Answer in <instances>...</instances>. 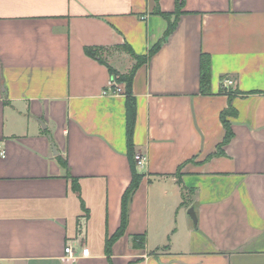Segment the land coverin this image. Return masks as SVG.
I'll list each match as a JSON object with an SVG mask.
<instances>
[{
  "label": "crops",
  "instance_id": "obj_1",
  "mask_svg": "<svg viewBox=\"0 0 264 264\" xmlns=\"http://www.w3.org/2000/svg\"><path fill=\"white\" fill-rule=\"evenodd\" d=\"M0 151V264H264V0H0Z\"/></svg>",
  "mask_w": 264,
  "mask_h": 264
},
{
  "label": "trees",
  "instance_id": "obj_2",
  "mask_svg": "<svg viewBox=\"0 0 264 264\" xmlns=\"http://www.w3.org/2000/svg\"><path fill=\"white\" fill-rule=\"evenodd\" d=\"M177 10L179 11L178 7H177ZM175 27H176V21L174 23H169L168 24V30H167L166 34L156 44V46L153 47V49L149 52V56H152L153 54H155L161 48V46L165 43V41L170 36V34L172 33V31L174 30ZM87 53L89 55H92V51H87ZM142 61H143V59H140L139 62L134 66L133 70L128 75H122V76L120 75V76L116 77V82L118 84H123L124 85L125 90H124L123 94L128 98V120H129L128 121V135H131L133 124H134V108H133L132 100L129 99L130 98V94H131L132 79H133L135 70L140 66V63ZM112 74L114 75L115 73L112 72ZM209 75H210L209 61H208V58L203 55L201 57V63H200V77H201L200 78V82H201V91L204 92V93L209 91ZM222 118H223V114H222ZM227 141H228V138H226V141L224 143H227ZM129 156H130V160L132 162L133 177H132V181H131L129 187L127 188V190L125 191V193L123 195V200H122V224H121V227H120L118 233H116V235L114 237H112L111 239L107 240L106 245H105L106 254L108 256H110V249L112 247V244L116 240H118L122 236V234L124 232V228H125V225H126V218H127L128 202H129L132 194L134 193V191L138 187V184H139L140 179H141V175H139L136 172V163H135V160H134V156L135 155L133 154L132 145L131 144H129ZM74 190L76 192L78 191V188H77L76 184H74ZM135 241H142V239L140 237L136 236V237H134V242Z\"/></svg>",
  "mask_w": 264,
  "mask_h": 264
},
{
  "label": "built area",
  "instance_id": "obj_3",
  "mask_svg": "<svg viewBox=\"0 0 264 264\" xmlns=\"http://www.w3.org/2000/svg\"><path fill=\"white\" fill-rule=\"evenodd\" d=\"M234 82L230 79H225L222 83L223 88H229L233 87ZM111 89L108 91H105L103 94L104 95H117L121 94L122 91L120 88H118L115 84L110 87ZM0 157L4 158L5 157V152L0 151ZM134 160L136 163V168L142 169L145 164H146V159L140 155H135ZM64 253L66 255V258L69 260H75L76 256L74 255V251L70 246H67L64 250ZM89 255V249H82L81 256L82 257H87Z\"/></svg>",
  "mask_w": 264,
  "mask_h": 264
},
{
  "label": "water",
  "instance_id": "obj_4",
  "mask_svg": "<svg viewBox=\"0 0 264 264\" xmlns=\"http://www.w3.org/2000/svg\"><path fill=\"white\" fill-rule=\"evenodd\" d=\"M189 215H193V210L192 209H190V211H189ZM193 217H194V215H193ZM194 219V218H193Z\"/></svg>",
  "mask_w": 264,
  "mask_h": 264
},
{
  "label": "rangeland",
  "instance_id": "obj_5",
  "mask_svg": "<svg viewBox=\"0 0 264 264\" xmlns=\"http://www.w3.org/2000/svg\"><path fill=\"white\" fill-rule=\"evenodd\" d=\"M123 93H124V92H123ZM123 93H122V94H123Z\"/></svg>",
  "mask_w": 264,
  "mask_h": 264
}]
</instances>
